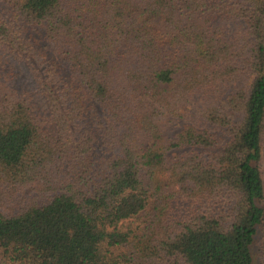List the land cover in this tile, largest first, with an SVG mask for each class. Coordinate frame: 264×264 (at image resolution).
I'll return each mask as SVG.
<instances>
[{"label": "trees", "instance_id": "trees-1", "mask_svg": "<svg viewBox=\"0 0 264 264\" xmlns=\"http://www.w3.org/2000/svg\"><path fill=\"white\" fill-rule=\"evenodd\" d=\"M1 4L0 264H264V0Z\"/></svg>", "mask_w": 264, "mask_h": 264}, {"label": "rangeland", "instance_id": "rangeland-1", "mask_svg": "<svg viewBox=\"0 0 264 264\" xmlns=\"http://www.w3.org/2000/svg\"><path fill=\"white\" fill-rule=\"evenodd\" d=\"M1 8L5 9L6 6L4 4L0 5ZM164 131L166 134H173L175 131H177L181 127V123L177 120H166L164 122ZM264 160V159H263ZM261 167L264 168V161H262ZM264 181V177H263ZM259 237L257 236L255 238V245L253 249V256H254V264H260V253H259Z\"/></svg>", "mask_w": 264, "mask_h": 264}]
</instances>
